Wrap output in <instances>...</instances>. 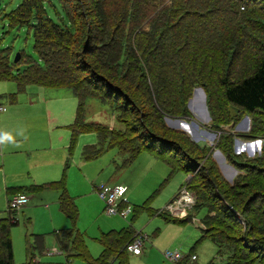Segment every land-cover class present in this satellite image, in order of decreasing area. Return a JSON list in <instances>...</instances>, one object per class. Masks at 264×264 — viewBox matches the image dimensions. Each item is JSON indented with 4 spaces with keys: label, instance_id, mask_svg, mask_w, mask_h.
Wrapping results in <instances>:
<instances>
[{
    "label": "trees",
    "instance_id": "obj_1",
    "mask_svg": "<svg viewBox=\"0 0 264 264\" xmlns=\"http://www.w3.org/2000/svg\"><path fill=\"white\" fill-rule=\"evenodd\" d=\"M0 20L9 29L31 32L36 55L20 53L15 63L11 48L1 50L0 83H15L17 93L28 86L68 89L76 98L74 122L68 126L70 155L80 135L95 134L97 145L82 149L86 161L116 149L127 154L125 164H130L148 153L167 165L171 176H189L181 188L194 195L191 210H206L199 242L218 249L208 264H264V147L251 160L234 153L236 137L264 140V0H19ZM198 87L206 96L209 129L222 132L215 150L239 173L232 184L221 176L209 146L165 125L166 118L192 117L188 100ZM15 97L0 95V100L13 103ZM88 101L106 107L120 128L87 122ZM246 116L249 133L223 132ZM68 166L54 186L61 191L62 213L75 224L78 211L65 187ZM157 192L141 205H130L131 221L157 212L150 208ZM7 214L0 219V264H14L10 231L17 222L12 223L10 210ZM160 216L182 223L191 217ZM136 232L101 234L98 259L90 256L84 235L75 229L56 233L55 240L67 261L130 264L126 248ZM187 262L183 257L175 264Z\"/></svg>",
    "mask_w": 264,
    "mask_h": 264
},
{
    "label": "rangeland",
    "instance_id": "obj_2",
    "mask_svg": "<svg viewBox=\"0 0 264 264\" xmlns=\"http://www.w3.org/2000/svg\"><path fill=\"white\" fill-rule=\"evenodd\" d=\"M18 2L19 0H0V14L8 13ZM5 26L6 22L0 20V51L11 48L13 61L20 53L36 59L31 32L28 33L25 27L9 29ZM187 68L190 69L191 65L187 64ZM129 85L131 83L125 84V86ZM16 86L13 82L0 83V94L6 96L16 94L13 103L8 98L0 100V107L4 109L0 112V122L8 116H14L18 119L33 118L32 123H37L47 131V126L53 125L54 122L64 120V123H66L69 122L70 118H74L77 100L71 90L28 86L25 92L17 93ZM195 89L203 91L199 87ZM195 89L189 99L192 100V106L188 107L192 117L187 118L189 120L175 119L171 122L169 118H166L165 125L171 130L185 133L195 143L209 146L213 151L212 160L217 165L221 176L227 183L232 184L239 173H236L234 168L227 167L226 162L223 163L221 160L223 156L220 155L218 150H215L216 142L220 136L219 133L222 134V132H213L209 129L211 120L202 110L203 96L201 92L194 95ZM94 102L96 103V101L87 102L86 121L98 122L104 126L119 129L120 126L117 124L115 116L106 107L97 106L93 104ZM243 120L244 122H242ZM243 120L234 128L231 126L224 127L223 132L249 133L251 129L250 119L246 116ZM177 121H180V128L176 124ZM63 130L68 131L65 128ZM59 132L62 131L58 130L52 133ZM23 133L24 131H22ZM81 136L78 137L76 147L67 161L69 165L67 178L69 173L68 180H70L71 185L74 187L78 183L80 189V181L86 176L89 183L93 184L92 189L96 196L97 188L101 184L110 187L115 185L125 186L129 194V198L127 193L126 197L131 206L141 204L158 191L150 202V208L157 212L151 216L142 213L131 221L130 214L126 218L118 215L108 216L103 202V209L99 217H93L91 214L83 212V210L80 212L76 205L79 213L77 214L76 223L72 224L70 219L62 213L58 202H52L49 211L43 210L39 205H36L34 212L28 211L26 213L24 209L20 210L15 213L17 225L12 227L10 231L14 264H86L79 259L67 261L57 247L55 234L72 229L84 235L85 244L93 259H98L103 250L98 241L101 234L118 232L128 228L141 233L140 236L144 238L142 253L138 256L128 254L130 264H175V262H171L164 257L166 252H178L184 258L188 257L186 264H208L211 260L217 258L218 249L213 243L209 241L199 242L202 235L200 221H203L206 217L204 208H200L198 211L188 210L191 217L186 223L169 222L159 214V211L173 202L175 195L178 194L181 186L188 181L189 176H185L180 172H175L171 176L169 167L161 161L153 159L148 153L140 154L130 164H125L127 154H120L116 149L104 152L96 159L86 161L82 159L81 149L87 144L93 145L97 137L95 134ZM44 138L46 137L44 136ZM237 139L239 138L236 137L234 141V153L236 155L243 154L248 160L260 155L263 145L259 146L257 151L249 150L252 144L249 147L247 146L248 142L257 140L245 141L239 139L240 141H237ZM49 189L50 187H44L41 194H35V199L44 202L51 201L52 197L47 198L48 195H46L48 194L46 190ZM53 192L56 193V191ZM0 197L1 219L8 216V209L6 210L7 203L1 190ZM52 247H57L59 253L49 256L46 252L51 251ZM191 255H194L196 259L191 260ZM219 264H225V262L219 261Z\"/></svg>",
    "mask_w": 264,
    "mask_h": 264
},
{
    "label": "crops",
    "instance_id": "obj_3",
    "mask_svg": "<svg viewBox=\"0 0 264 264\" xmlns=\"http://www.w3.org/2000/svg\"><path fill=\"white\" fill-rule=\"evenodd\" d=\"M74 118L72 117L73 120L70 118L69 122L67 121L66 123H64V120L61 122H54L53 125L47 126V131L37 123H32L33 118L18 119L14 116H8L1 120L0 190L2 194H4V199L7 203L6 210L8 209L11 199L17 194L8 195V189L17 190L31 187H50L49 190H46L48 193L46 195H48L47 198L51 196L52 199L51 201L45 202L35 199V194H41L43 189L37 192H30L27 195L29 199L27 205L20 210L24 209L26 213L28 211L34 212L36 210V205H39L43 210L49 211L52 202H58L60 208L59 197L61 191L55 189L54 184L60 181L68 158H70L68 147L72 133L68 129V126L74 122ZM54 128L62 132L52 133L53 131L57 132ZM63 128L68 131H64ZM40 130H44L45 132H39ZM22 131H24L23 134ZM44 136L46 138H44ZM96 142L97 140L95 138L93 145L87 144L83 146V148L95 146ZM220 155L223 156L221 153ZM221 160L223 163L226 162L224 157L221 158ZM225 165H227V167L229 166L227 162ZM68 169L69 166L66 170L65 187L68 195L73 199L75 206H78L80 212L83 210V212L89 213L93 217H99L103 205L102 201L94 195V190L92 189L93 184L89 183L88 178L85 176L84 179L80 181V189L78 183L73 187L70 180H68L69 173L67 178ZM74 189L77 190L75 191ZM53 191H56L57 194ZM126 193L129 198L127 188ZM57 247H52L51 249L56 251L55 254L59 253Z\"/></svg>",
    "mask_w": 264,
    "mask_h": 264
},
{
    "label": "built area",
    "instance_id": "obj_4",
    "mask_svg": "<svg viewBox=\"0 0 264 264\" xmlns=\"http://www.w3.org/2000/svg\"><path fill=\"white\" fill-rule=\"evenodd\" d=\"M1 111H4L2 107H0V112ZM253 143H259V146L263 145L262 148L264 147V140L248 142L247 146L249 147ZM259 146L257 150L259 149ZM125 193L126 187L121 185L110 187L101 184V186L97 188V196L103 202L105 212L108 216L118 215L122 218H126L128 214H131L132 208L130 206L121 208L122 204L128 203V199ZM28 200V197L23 194L16 195L11 199L8 210L12 212V223L16 221L15 213L26 206ZM194 203V195L185 187H182L174 198L173 202L167 205L165 209L159 211V214H166L172 218L185 221L188 217V210L192 209ZM200 226L201 228H203V225L201 223ZM140 235L141 233H137L135 239L127 246L126 250L128 254L138 256L142 253L144 238ZM55 253V250H51L47 252V255L50 256ZM164 257L171 262H178L183 258V256H181L178 252H166L164 254ZM195 259V256L191 257V260Z\"/></svg>",
    "mask_w": 264,
    "mask_h": 264
},
{
    "label": "water",
    "instance_id": "obj_5",
    "mask_svg": "<svg viewBox=\"0 0 264 264\" xmlns=\"http://www.w3.org/2000/svg\"><path fill=\"white\" fill-rule=\"evenodd\" d=\"M19 59H20V55H17L16 56V58H15V60H14V62L16 63V62H18L19 61ZM198 92H201V94H202V96H203V108H202V110H203V112L204 113H206L207 115H208V118L210 119V116H209V113H208V110H207V105H206V96H205V93L202 91V90H198V89H195V91H194V95L196 94L197 95V93ZM192 100H189V102H188V107L190 108L191 106H192ZM211 120V119H210ZM245 120H247V119H245ZM170 122H171V120H170ZM174 122V121H173ZM242 122H244V120L242 121ZM241 122V123H242ZM240 123V124H241ZM176 124H177V126H178V128H180V121H177L176 122ZM195 126H197V125H195ZM219 135H220V133H219ZM239 139H237V141H238ZM240 141V140H239ZM237 150V149H236Z\"/></svg>",
    "mask_w": 264,
    "mask_h": 264
},
{
    "label": "bare ground",
    "instance_id": "obj_6",
    "mask_svg": "<svg viewBox=\"0 0 264 264\" xmlns=\"http://www.w3.org/2000/svg\"><path fill=\"white\" fill-rule=\"evenodd\" d=\"M258 146H259V143H253L249 150L250 151H257Z\"/></svg>",
    "mask_w": 264,
    "mask_h": 264
}]
</instances>
